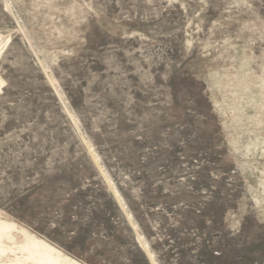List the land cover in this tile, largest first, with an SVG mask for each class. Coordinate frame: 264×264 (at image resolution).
<instances>
[{
  "label": "rangeland",
  "instance_id": "1",
  "mask_svg": "<svg viewBox=\"0 0 264 264\" xmlns=\"http://www.w3.org/2000/svg\"><path fill=\"white\" fill-rule=\"evenodd\" d=\"M0 264H264V0H0Z\"/></svg>",
  "mask_w": 264,
  "mask_h": 264
}]
</instances>
